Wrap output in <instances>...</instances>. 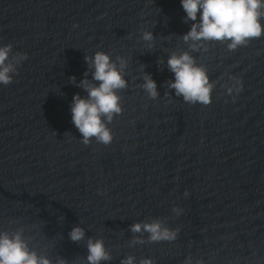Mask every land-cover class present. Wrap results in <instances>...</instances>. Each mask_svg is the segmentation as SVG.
<instances>
[{
    "label": "water",
    "instance_id": "obj_1",
    "mask_svg": "<svg viewBox=\"0 0 264 264\" xmlns=\"http://www.w3.org/2000/svg\"><path fill=\"white\" fill-rule=\"evenodd\" d=\"M185 15L180 0H0V44L28 56L0 85V230L22 231L54 264H85L88 237L111 253L101 264L127 255L264 264V35L234 50L209 41L193 52L215 86L209 104L188 103L167 87L166 63L188 49ZM97 50L127 60L128 87L107 125L111 143L85 145L71 102L87 95L78 82L85 55ZM142 72L156 80L157 98L140 87ZM237 79L242 90L229 94ZM152 219L179 228L176 239L149 242L131 231ZM77 224L85 239L74 242Z\"/></svg>",
    "mask_w": 264,
    "mask_h": 264
},
{
    "label": "clouds",
    "instance_id": "obj_2",
    "mask_svg": "<svg viewBox=\"0 0 264 264\" xmlns=\"http://www.w3.org/2000/svg\"><path fill=\"white\" fill-rule=\"evenodd\" d=\"M185 11V22L192 21L189 30L182 35L188 49L182 52H172L167 57V67L173 73V79L168 81L167 87L173 89L176 96L185 102L207 105L211 102V92L215 83L210 80L207 69L196 62L193 52L200 50L205 42H226L229 50L247 43L249 39L264 35V0H180ZM142 41L147 48L154 46L152 31L141 34ZM27 53H13L11 43L0 44V85H8L13 81V74L18 71V65L27 59ZM87 69L78 86L87 95L75 93L71 102V120L81 134L80 140L87 145L92 139L102 144H109L113 139L111 129L107 126L115 115L122 111L119 103L120 89L128 87L126 79L127 60L117 56L112 58L107 52L97 50L92 55H85ZM143 69V65L140 66ZM91 72V79L88 74ZM77 83L76 77H70ZM99 82V83H96ZM140 87L147 95L155 99L159 96L157 82L152 75L142 72ZM243 88L241 80H234L227 92L239 93ZM188 195L187 190L184 193ZM177 216L183 209L174 207ZM133 233H148L149 242L173 241L179 228H169L162 220L137 221L131 226ZM69 238L74 242L85 239V230L79 224L69 231ZM133 243H144L142 237H135ZM112 259L111 253L102 238L87 239V256L85 264H101L102 261ZM0 264H54L47 256L41 255L29 246L22 231L9 233L0 230ZM55 264H66L59 259ZM120 264H157L151 256L136 259L134 255H127ZM183 264H194L191 255L187 256ZM195 264H204L202 259Z\"/></svg>",
    "mask_w": 264,
    "mask_h": 264
}]
</instances>
